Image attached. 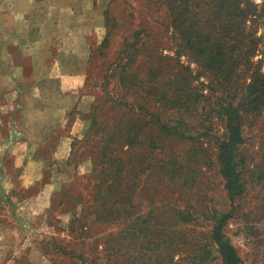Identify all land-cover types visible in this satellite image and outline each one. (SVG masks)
Masks as SVG:
<instances>
[{"label": "rangeland", "instance_id": "1", "mask_svg": "<svg viewBox=\"0 0 264 264\" xmlns=\"http://www.w3.org/2000/svg\"><path fill=\"white\" fill-rule=\"evenodd\" d=\"M99 1L108 18L104 37L108 32L110 44L93 46L87 61L82 89L90 93L92 103L106 101L100 89L105 77L111 82L108 92L121 93L114 89L116 79L111 78L115 58L119 49H127L124 45L131 42L135 30L141 29L153 38L151 51L169 58L170 65H174L157 72L153 83L162 82L164 93L176 87V98H185L188 90L209 93L207 75L177 47L167 13L156 0ZM244 2V7L250 6V14L243 33L245 40L254 43L249 64L235 72L237 100L252 77L264 76V0ZM177 64L191 71L189 89L182 87L183 77H178L182 70ZM138 70L140 76L145 75L144 69ZM144 99L138 94L137 103L148 104L146 108L162 114L153 102ZM212 104L201 100L190 104L187 111L162 115L173 123L181 120V129L190 137L210 130L209 142L162 139L158 130L146 125V113H139L142 145L133 152L134 164H124L118 177L110 179L106 177L108 171L99 165L95 150L84 148L85 142L69 135L77 111L73 108L66 112L59 127L46 131L39 156L43 178L40 187L46 189L40 192L45 195L40 203L44 213L33 215L29 228L0 231V264H219L215 248L209 244L212 223L203 217L229 206L220 185L216 147L210 142L224 132ZM247 119L243 134L252 143L258 162L264 152V110ZM65 137L71 140V150L67 156L63 154V159H57L53 151ZM150 138L161 141L163 149H146ZM170 155L175 157L171 167L157 162H166L165 157ZM141 166L147 169L138 176ZM177 166L179 174L172 178L170 169ZM249 191L242 211L229 220L225 231L243 264H264V194L258 186H251Z\"/></svg>", "mask_w": 264, "mask_h": 264}, {"label": "trees", "instance_id": "2", "mask_svg": "<svg viewBox=\"0 0 264 264\" xmlns=\"http://www.w3.org/2000/svg\"><path fill=\"white\" fill-rule=\"evenodd\" d=\"M156 3L167 13L169 27L173 29L174 39L178 42L177 47L194 60L204 72L203 75H207L209 93L203 95L188 90L185 98H176V87L172 88V92L164 93L161 90L162 82L153 81L157 72L174 65H170L169 58L151 51L153 38L144 34L145 30H135L131 42L124 45L127 49L118 50L114 73L111 75L112 79H116L114 89L121 90V93L108 92L107 87L111 82L105 77L100 89L101 98L106 101L95 100L91 104L85 116L89 125L84 139L79 141L85 142L84 148L95 150L99 165L108 171L107 178L118 177L120 167L134 164L133 152L142 145L139 113H146V125L158 130L162 139L191 142L206 139L209 142L211 137H207L210 130L190 137L181 129V120L173 123L162 118V115L169 111H187L190 104L201 100L213 102L211 106L214 113L219 115L224 132L218 138L213 137L210 142L216 147L215 161L221 177L220 185L229 206L223 212L212 211L203 217L212 223L209 244L215 248L219 264H243L227 236L226 226L230 219L242 211L251 186L260 187L264 194V152L261 160L255 162L253 145L243 134V129L248 127L247 118L264 110V76L252 77L241 97L238 100L235 97V72L240 66L249 64V53L253 51L254 42L245 40L243 33L250 6L244 7V0H156ZM104 16L107 28L106 12ZM100 44L101 47L110 44L108 32ZM155 63L157 71L154 70ZM178 68L182 70V74H178V77H183L182 87L189 89L193 80L190 69H183L181 64ZM135 69L137 74L134 73ZM138 69H144L145 75L140 76ZM138 94L144 95V100L153 102L155 110L162 114L146 108L148 104H138ZM145 145L146 149H163L161 141L156 138H150ZM174 158L170 155L165 157L166 162H157L163 167H168V164L171 167ZM146 169L141 166L138 176L143 175ZM170 170L174 178L178 176L180 166Z\"/></svg>", "mask_w": 264, "mask_h": 264}, {"label": "crops", "instance_id": "3", "mask_svg": "<svg viewBox=\"0 0 264 264\" xmlns=\"http://www.w3.org/2000/svg\"><path fill=\"white\" fill-rule=\"evenodd\" d=\"M104 35L99 0H0V231L29 228L44 213L46 131L75 108L69 135L84 139L92 103L84 73ZM69 137L55 147L57 159L69 154Z\"/></svg>", "mask_w": 264, "mask_h": 264}]
</instances>
